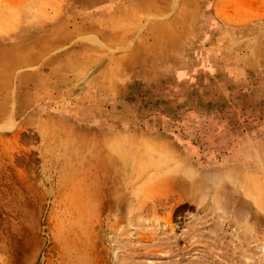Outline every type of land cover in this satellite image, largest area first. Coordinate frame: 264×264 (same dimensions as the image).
<instances>
[{
    "label": "rangeland",
    "instance_id": "1",
    "mask_svg": "<svg viewBox=\"0 0 264 264\" xmlns=\"http://www.w3.org/2000/svg\"><path fill=\"white\" fill-rule=\"evenodd\" d=\"M0 264H264V0H0Z\"/></svg>",
    "mask_w": 264,
    "mask_h": 264
},
{
    "label": "bare ground",
    "instance_id": "2",
    "mask_svg": "<svg viewBox=\"0 0 264 264\" xmlns=\"http://www.w3.org/2000/svg\"><path fill=\"white\" fill-rule=\"evenodd\" d=\"M80 248H81V247H80ZM80 248H79V249H80Z\"/></svg>",
    "mask_w": 264,
    "mask_h": 264
}]
</instances>
